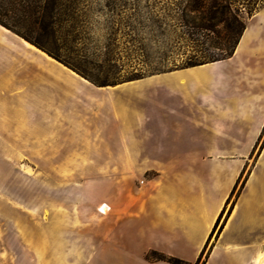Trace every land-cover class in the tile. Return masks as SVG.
<instances>
[{
	"label": "crops",
	"instance_id": "0c3cea01",
	"mask_svg": "<svg viewBox=\"0 0 264 264\" xmlns=\"http://www.w3.org/2000/svg\"><path fill=\"white\" fill-rule=\"evenodd\" d=\"M25 42L0 26V87L5 94L22 85L24 109L41 110L42 157L57 161L45 174L105 176L82 183L58 177L57 183L58 191L80 190L82 200L91 193L89 213L100 225L66 230L65 218H39L17 210L23 205L15 198L0 199V208H9L0 209V264H170L148 260L152 252L196 264L252 147L244 155L206 153L204 127L215 131L252 119L254 140L264 127V0L231 58L113 86L93 85L73 71L50 72L56 63ZM235 60L232 80L219 74L223 86L205 94L204 77ZM228 94L237 102L231 107L219 102ZM18 117L9 126L21 124ZM263 162L264 150L205 264H264ZM131 176L147 178L132 186L125 181ZM101 205L107 214L97 211Z\"/></svg>",
	"mask_w": 264,
	"mask_h": 264
},
{
	"label": "rangeland",
	"instance_id": "374dc122",
	"mask_svg": "<svg viewBox=\"0 0 264 264\" xmlns=\"http://www.w3.org/2000/svg\"><path fill=\"white\" fill-rule=\"evenodd\" d=\"M211 1L204 0L205 3ZM227 2L231 5L234 14L245 22L249 14H253L261 5V0H227ZM28 3L29 8L33 10L37 6H45L46 0H0V19L17 32L38 38L51 49L58 50L64 58L98 83L113 86L138 75L149 77L158 72H168L183 67L197 55L195 52L197 44L184 37L178 27L181 10L186 4L185 0H60L56 10L58 19L54 24V28H60L61 31L62 39L59 41L38 32L39 27L35 24V19L32 16L26 17L21 11V8ZM38 11L42 13L41 9ZM42 21L50 24L48 18ZM161 29H166L168 33L161 35ZM217 30L222 33L223 25L218 26ZM36 49L48 56L52 64L56 63L54 68L50 67V72L73 71L83 77L42 50ZM238 68L239 61L235 60L214 69L210 75L211 78L204 77V83H207L204 86V93L207 94L213 86H223L218 78L219 74H225L232 80ZM49 80L51 82V79ZM4 90L1 86L0 104H5L6 107L0 112V123L8 124L9 118L13 116H20L22 120L21 124L17 123L16 126H9V124L0 126V199L15 198L19 204L23 205L18 206L17 210L39 218L48 215L65 218L66 230L89 229L100 225V222L96 223L97 220L89 213L88 202L91 193L87 195L89 192H86L83 201L80 190L73 191L70 187H60L61 191H58L57 183L62 182L59 179L63 180L64 177L47 175L43 172L44 167L51 164L49 162H53L54 165L57 161L55 158L48 160L42 157L41 110L24 109L23 103L26 100L22 96L24 92L22 85L17 89L12 88L5 94ZM241 97L243 99L244 96ZM219 102L226 107L237 103L232 94L220 96ZM7 105H10L12 110H7L6 108H9ZM16 106L17 110H15ZM220 119L227 122L231 120L227 116H220ZM252 123V119L246 124L231 122L227 128L215 131L211 127H204V149L202 150L206 153L217 148L226 154L244 155L251 145L252 147L250 155L244 159V167L231 192L222 219L198 264L203 262L205 264L224 220L240 199L249 176L264 150V127L254 140ZM25 130L34 131L35 134L25 135ZM197 146L191 147V150L198 149ZM258 172L264 174V162L259 166ZM151 176L152 174H149L147 177ZM147 177L131 176L125 181L132 186L133 184L140 186ZM104 178V175L65 176L63 181L100 182ZM0 209L9 208L1 207ZM97 211L99 212V208ZM68 218H75V222L68 221Z\"/></svg>",
	"mask_w": 264,
	"mask_h": 264
},
{
	"label": "trees",
	"instance_id": "16d2710c",
	"mask_svg": "<svg viewBox=\"0 0 264 264\" xmlns=\"http://www.w3.org/2000/svg\"><path fill=\"white\" fill-rule=\"evenodd\" d=\"M59 2L60 0H46V4L43 7L37 6L36 9L32 10L29 8L28 3L21 8V11L26 15V17L32 16L35 19V24L39 27L38 32L40 31L44 35L47 34L51 36L55 41L62 39L60 36V28H54L55 21L58 19L56 10L59 6ZM185 3L184 8L181 10L179 19L180 25L178 27L184 37H187L190 41L197 44L195 49L197 55L191 58L183 67L176 68L174 70L193 68L231 58L234 55L240 39L246 29V22L244 19L234 14L231 5L227 2V0H212L209 3H205L204 0H185ZM37 9H41L42 13H39ZM31 10L33 12H31ZM251 15L252 14H249L248 18ZM45 18L50 19V24H45L44 21H42ZM0 25L8 30H11L28 43L48 54L53 59L80 73L84 78L91 81L95 85L100 87L108 86L104 83H98L95 81L93 78L85 74L83 70H80L72 62L64 58L58 50L51 49L47 46V44L38 38H33L28 34L17 32L5 24L2 19H0ZM220 25H223L224 31L222 33L217 30V27ZM160 31L161 35L168 33L166 29H161ZM211 35H215L216 37L213 38ZM163 73L167 72H158V74ZM153 75L154 74L150 76ZM145 77L147 76L138 75L135 78L128 79L126 82L143 79ZM147 259L164 261L170 264H189L178 258L166 256L157 252H152L147 255ZM199 261L200 260H198V262ZM198 262L196 264H198Z\"/></svg>",
	"mask_w": 264,
	"mask_h": 264
},
{
	"label": "bare ground",
	"instance_id": "6f19581e",
	"mask_svg": "<svg viewBox=\"0 0 264 264\" xmlns=\"http://www.w3.org/2000/svg\"><path fill=\"white\" fill-rule=\"evenodd\" d=\"M29 47L36 49L34 46H32L30 43L25 42ZM109 211L108 207L106 205H101L99 207V212L102 214H107V212Z\"/></svg>",
	"mask_w": 264,
	"mask_h": 264
}]
</instances>
